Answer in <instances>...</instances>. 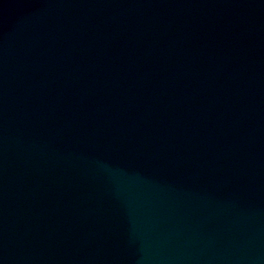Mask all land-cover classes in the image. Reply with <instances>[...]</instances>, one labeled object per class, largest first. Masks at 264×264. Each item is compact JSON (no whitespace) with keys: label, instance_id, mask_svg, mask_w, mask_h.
I'll use <instances>...</instances> for the list:
<instances>
[{"label":"water","instance_id":"1","mask_svg":"<svg viewBox=\"0 0 264 264\" xmlns=\"http://www.w3.org/2000/svg\"><path fill=\"white\" fill-rule=\"evenodd\" d=\"M0 264H264V0H0Z\"/></svg>","mask_w":264,"mask_h":264}]
</instances>
